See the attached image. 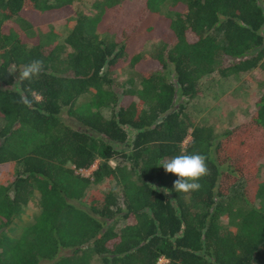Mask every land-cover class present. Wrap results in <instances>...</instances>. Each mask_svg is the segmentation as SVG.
<instances>
[{"label":"trees","instance_id":"obj_1","mask_svg":"<svg viewBox=\"0 0 264 264\" xmlns=\"http://www.w3.org/2000/svg\"><path fill=\"white\" fill-rule=\"evenodd\" d=\"M91 2L85 15L74 0H0V164L19 167L0 183V264H264V91L219 133L186 114L203 76L264 67V0ZM37 59L42 74L16 81ZM125 66L135 77L114 84ZM194 153L209 174L175 192L161 161ZM102 180L111 185L90 189ZM235 189L247 205L237 214L223 203ZM35 193L38 212L9 236Z\"/></svg>","mask_w":264,"mask_h":264},{"label":"rangeland","instance_id":"obj_2","mask_svg":"<svg viewBox=\"0 0 264 264\" xmlns=\"http://www.w3.org/2000/svg\"><path fill=\"white\" fill-rule=\"evenodd\" d=\"M74 8L85 15L91 13L90 4L92 0H74ZM58 20L52 23L53 28L58 32V39L62 40L67 33V26ZM61 42V41H60ZM157 40L153 39L151 42L145 43L144 46L138 51L140 54L147 56L151 50L156 46ZM19 71L15 73L17 78ZM135 74L128 68L122 67L113 72L114 84L124 82L128 77ZM17 81V79H15ZM198 88L200 93L198 96L190 99L186 104V114L188 118L196 124L209 126L213 129L214 133H219L226 128H230L235 124L246 120L249 115L254 111V102L264 91V67L257 66L248 71L231 75L227 77H220L217 73L203 76L198 81ZM83 102L84 97H79L77 102ZM108 109L100 111L102 115L108 114ZM62 121L73 128H81L75 121L64 115L61 116ZM188 140L185 138L183 144ZM121 147V145H119ZM95 161L88 170L80 171L82 176H87L96 166ZM119 162L118 159L110 161L111 165ZM19 169L18 164L15 162H7L0 164V183L7 184L13 174ZM257 179L264 180V155L257 161ZM105 185H111V182L102 180L97 184L91 185L90 189L103 191ZM152 189H156L165 196L170 197L167 189L161 187L157 183L151 184ZM237 190L231 191L227 197L223 199L225 211L229 209L232 213H240L247 208L240 198L237 196ZM38 195L35 193V198L32 199L24 208L23 212L9 228V236H15L19 233L20 227L29 223L32 217L38 212L37 205ZM74 204H79L77 201H72ZM228 212V211H227ZM229 214V213H228ZM227 221L223 218L221 223ZM122 222L119 221L116 228H119ZM91 264H98L96 258L93 257Z\"/></svg>","mask_w":264,"mask_h":264},{"label":"clouds","instance_id":"obj_3","mask_svg":"<svg viewBox=\"0 0 264 264\" xmlns=\"http://www.w3.org/2000/svg\"><path fill=\"white\" fill-rule=\"evenodd\" d=\"M44 71V63L42 60H33L30 63L22 66L19 72L18 82L31 81L33 78L39 77ZM20 103L31 108L33 100L29 99L23 89L20 90ZM37 99L42 100V96L37 94ZM166 173H171L177 177L173 183L175 192L181 194H190L198 191L201 188L199 181L209 174V169L206 164L204 155L180 154L173 157L165 158L161 161V166Z\"/></svg>","mask_w":264,"mask_h":264},{"label":"crops","instance_id":"obj_4","mask_svg":"<svg viewBox=\"0 0 264 264\" xmlns=\"http://www.w3.org/2000/svg\"><path fill=\"white\" fill-rule=\"evenodd\" d=\"M163 261H164L163 259H160V260L158 261L157 264H160V263H162Z\"/></svg>","mask_w":264,"mask_h":264},{"label":"built area","instance_id":"obj_5","mask_svg":"<svg viewBox=\"0 0 264 264\" xmlns=\"http://www.w3.org/2000/svg\"><path fill=\"white\" fill-rule=\"evenodd\" d=\"M80 171V170H79Z\"/></svg>","mask_w":264,"mask_h":264}]
</instances>
